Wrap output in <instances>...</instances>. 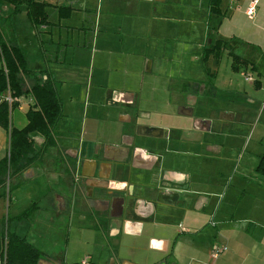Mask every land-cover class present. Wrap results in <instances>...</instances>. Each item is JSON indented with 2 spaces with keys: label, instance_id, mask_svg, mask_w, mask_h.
<instances>
[{
  "label": "rangeland",
  "instance_id": "rangeland-1",
  "mask_svg": "<svg viewBox=\"0 0 264 264\" xmlns=\"http://www.w3.org/2000/svg\"><path fill=\"white\" fill-rule=\"evenodd\" d=\"M45 2L44 11L50 18H54L55 7L48 5L53 3V0H45ZM22 6H20L21 13L24 12ZM11 7L9 6L10 11H12ZM10 11L2 10L0 4V36L4 32L7 38L13 35V30L18 35L25 32L24 28L29 30V26L23 22L28 23V20L13 16ZM2 38L7 41L5 37ZM139 38L140 36L138 41L135 40L136 45L133 46L135 49H140ZM74 40H79L82 45V33L75 32ZM166 41L160 34L152 32L150 35L149 44L154 48L156 45L159 53V60L153 62L152 70H147L146 62L137 61L134 55H124L123 60L114 58L115 67L111 70L103 68L98 70L96 65L91 63L92 46L90 49L88 46L75 47L71 45V41L69 45H65L64 41L61 45H44L52 65L57 49H59L58 58L63 61L62 64H58L63 69L61 74L63 80L56 78L54 81L62 103V116L54 125L53 133L62 147L67 146L64 147L65 158L63 160L58 154L56 148L59 146L49 148L42 161L35 164L40 171L36 177L30 178L29 173L25 175L26 179L22 176L18 177L19 185H16L11 193L6 189V194L0 195V231L5 218L9 216L11 230L20 236H26L29 242L43 252L42 257L48 256L57 264H80L82 260L87 259H90V264H117L124 259L143 264L146 258L149 264L213 263L214 259L211 257L213 248L226 245V242L218 234L219 224L216 230L208 223L209 212L206 214L202 210L195 215L194 212L189 211L187 215L175 217L155 214L143 220L138 235L127 234L123 231L119 219L108 218V210H97L93 205L95 203L90 205L92 198L87 197V191L83 193L80 189L74 190L69 177L63 173L65 164L75 165L77 157L71 156L72 150L77 152L81 148V156H85L88 148L121 142L135 129L136 124H164L168 118L171 123L181 121L189 126L190 118L176 113L178 103H175L174 97L177 96L182 98L183 104L192 102L197 115L212 120L210 132H202L206 136L205 143L208 149L225 145V150L221 148L216 155L211 148L212 153L207 152V159L211 156L214 158L218 156L217 159L227 156L230 160L225 164L233 167V164H236V157L232 154L238 155V151L255 157L262 153L264 150V62L259 59L262 51L253 48L247 50L249 46L247 43H237L233 50L242 57L257 62L256 66L261 71L259 78L257 71L249 66H241L238 70L232 69V56L227 50H220L218 57L214 56L213 52L206 53V57L204 50L190 45L188 47V44L178 41V35L173 36L168 43ZM98 48L96 44L93 52L96 50L95 60L98 59L99 62L101 54ZM150 52L152 54V50H149ZM162 54L174 57L167 60L168 57ZM30 59L40 62V54L35 53ZM126 63L129 66H126ZM78 65H84L88 69L83 72L77 69L81 68L77 67ZM67 68H75L76 74L71 73L68 77ZM126 68L136 69V72L128 76L124 72ZM206 69L213 73V76L216 75L217 80L210 81L216 85V88L211 90V93L192 90L199 85L198 79L203 78ZM245 75H249L251 81L246 80ZM204 78L207 79V76ZM256 80L259 81L258 84L256 83L258 86H254ZM122 81H127L136 90L135 94L134 91L132 92L134 99L129 107L119 103L114 104L111 96L115 90L105 89V86L110 84L119 86ZM184 85L190 87L186 96L180 95L178 90L175 93L171 92L176 88L182 89ZM191 96L196 100L190 98ZM21 100L27 103L28 97L22 96ZM26 108L24 105L22 110L19 111L18 108L14 110V127L21 128L26 124L28 110ZM124 111L131 114L132 123H123L119 120L120 114ZM145 113L149 115L146 116ZM137 140L143 142L149 138L137 136ZM229 143L231 146H228ZM244 146L246 149L242 150ZM57 154L58 158H56ZM207 162L209 159L203 167L204 179L215 174L214 171L218 170V166L220 168L219 160H210L209 166ZM36 169L31 170L33 174ZM49 169L51 171L47 172ZM252 173L254 178L264 182V175L255 171ZM152 174L139 169H132L127 173L130 187L135 191L130 194L131 202L138 190L144 191L147 188L142 185L143 179L146 180L145 177ZM139 176L141 178H138ZM112 177L117 178L116 174ZM34 202L39 206L34 214L22 219L16 218L24 208ZM130 214L135 216L132 207ZM214 220L217 223L216 214ZM152 238H162L167 247L163 250L150 248L149 242ZM230 250L229 245L225 253H231Z\"/></svg>",
  "mask_w": 264,
  "mask_h": 264
},
{
  "label": "crops",
  "instance_id": "crops-1",
  "mask_svg": "<svg viewBox=\"0 0 264 264\" xmlns=\"http://www.w3.org/2000/svg\"><path fill=\"white\" fill-rule=\"evenodd\" d=\"M38 1L46 3L45 0ZM251 1L252 0H221L219 12L213 13L209 10V0H53V3H49L48 5L55 7V17L50 18L45 11V23L43 22L36 26H34L26 16L25 4H20L15 7L13 4L0 2L2 5V10L10 11L9 6H12V11L10 12L13 14V16H19V18H22L23 20H28V23L23 20L21 21L29 26V30L24 28L23 31L25 32H21L20 35H18L17 32L13 30V35L9 38L6 37L4 32H2V36L7 39L8 43L15 44L21 49L25 57L26 69L37 72V77L40 79V82L50 81L53 86L56 78H58L60 81L63 80L61 75L63 69L60 67V65H58L62 64L63 61L58 58L59 49H57L53 60L54 65H52L51 59L48 58L47 50H45L44 45H61L62 41L65 42V45H69L71 41V45H74L75 47L84 48L88 46L90 49V46H92L90 54L91 63L94 64V66L96 65L98 70L102 68L111 70V68L115 67L113 59L119 58L123 60L125 59L124 55H134L133 57L136 58L137 61L142 60V62H146L148 65V68H146L147 70H152L154 65L153 62L155 60H159L157 46L155 45L154 48L149 44V39L152 32L162 35L163 39L167 40L166 43H168V41L173 36L178 35V41L188 44V47L190 45L191 47H195L199 50H205L206 48H211L214 45L220 44L219 46L222 51L227 50V53H232L234 52L233 50L237 43H247L249 45L246 48L247 50L253 48L257 49V51H262L261 58L259 59L260 61L263 60L264 62V0H257L254 15L252 18H249L245 13V9ZM20 6L24 7L23 13H21L22 10L20 9ZM175 9H178V11H175ZM170 22L172 23L170 24ZM77 31L78 33L81 32L83 35L82 45H80L79 40H74V33ZM78 35L79 34H77V36ZM138 36H140L139 41L141 45L140 49H135L133 46L136 45L135 40L137 39L138 41ZM13 37H15V40H13ZM96 44L98 45V51L101 54L99 55V62L98 59L97 61L95 60L96 50L93 52L94 46ZM149 50H152V54L151 52L149 53ZM185 50L187 51L186 48ZM35 53L40 54V62H34L32 59H30ZM257 53L260 55L259 52ZM162 55L168 57V55ZM170 57L174 56L169 55L167 60H170ZM245 59L248 61L250 68L251 66L255 67L254 69L257 71V75L260 78L261 71H259L256 66L257 62L247 58ZM208 62L209 61H207V63ZM204 64H206V62ZM126 66H129L128 63H126ZM77 67H81L77 69L83 72H86L88 69L84 65H78ZM76 72L77 70H75V68H70L66 71V75L70 77L71 73L76 74ZM124 72L126 75L131 76L136 72V69L133 70L130 68V70H128L126 68ZM206 76L207 79L204 78ZM22 77L24 90L30 89L35 82L34 75L23 74ZM210 77L214 80H212ZM216 80V75L213 76V73L206 69L203 78L198 79L199 85L196 86V89L192 90L211 93V90L216 88V85L210 81ZM248 81H251V79ZM256 82L258 83L259 81H254V86H256ZM189 88L190 87H188V85L187 87L184 85L182 89L176 88L173 90H171L169 87L171 92L174 91L175 93L178 90L179 94H183L184 96L188 93ZM105 89L115 90L111 96V100L114 104L119 103L127 107H129L130 103L133 102L134 94L136 92V90H134L135 88L127 81L120 82L119 86H113L110 84L105 86ZM122 92H133L134 94L132 93V100L127 102L114 101L113 96L119 99L120 95L117 93ZM7 94L10 95V93H6V95ZM57 95L59 97L58 92ZM23 96L28 97L27 103H24L21 100L22 96L12 98L18 101L19 104L16 108H18L19 111L23 109L24 105H26V109H28L29 106L34 103V99L30 93ZM177 97H174L175 103H178L177 105H185V103L183 104L182 102V98L180 96ZM15 109L11 111L10 115V126L12 127H14L13 112ZM144 115L147 116L149 114L145 113ZM119 120L123 123L133 122L132 116L128 111L122 112L120 114ZM170 123L171 122L168 121V118H166L165 123L160 125L166 128L170 127ZM54 125L51 128V136L53 137L54 144L47 146L44 149L41 158L25 168L22 173L13 180V182L18 183L19 185L20 181H17V178L22 176L23 179H26L25 175L27 173L30 174V178L36 177L40 171L39 167H35V164H37L39 161H42L49 148L59 146L56 148V150L64 160V147L67 146L62 147L59 144L57 137L53 133ZM211 126L212 124L210 125V129ZM209 130L201 132H198L199 130H192L191 132H188V136H185L186 131L184 132L183 130L182 133L183 137H195L196 139L202 137L205 142L206 136L203 135L202 132H210ZM179 131L180 130L177 132ZM131 133L129 135H131ZM31 135L35 141V147L41 148L44 142V137L36 132L32 133ZM158 139L159 141L149 138V141L151 140L154 143H160L161 147H152L149 148L146 153H141L142 159L138 162V165L148 166L151 165L150 162L155 159L154 157H157L150 169H143L142 166L135 164L137 162L134 163V160L131 164V167L128 163L125 164L124 167L118 168L123 169L121 174L125 180L123 183L126 182V179L129 180L127 173L132 169L146 171L148 174L153 173L154 170H157L158 172L164 170L168 171L170 175L175 177L181 176V174L177 172L180 169L184 172L187 170L192 172L194 170L193 174L191 175V179H195L198 182V187L195 188V191H191L190 195L188 196L187 205L189 206V210L185 215H187L189 211L194 212L195 215H198L202 210H204L206 214L209 212L208 223L215 227L216 230L220 227V232L218 231V234L220 237L225 239L226 245L223 246L227 247V249L221 252L217 257L212 256L214 251L213 248L211 257L214 260L211 264H264V182L258 178H254L252 173V171L257 172L255 170V166L258 162V157L260 154L255 157L251 154H245V152L238 151V155L232 154L233 157H236V164L234 163L233 167H229L227 164H225L230 160L227 159V156L226 158L220 159H217L218 156H216V158L212 156V158L208 157L209 162L210 160H219L220 168L218 166V170H215V174L210 175V178H203L202 180H199V176L196 172L197 170L194 169L197 164L192 150L193 143H189V145H187L188 147L185 148L187 153H185L184 157L180 159L177 156L178 154L174 153L173 151L175 148H172L166 140H161L162 138ZM232 139L235 140L233 137ZM228 146H231V143H229ZM8 147V131L0 125V159H2L7 154ZM101 147L102 145H99L98 148H88L86 150L85 156H81V148L78 149L77 152L72 150L70 152L71 156L74 157L76 155L77 157L75 165L69 166L65 159L67 164H65V167L63 168V173L66 175L67 169H70V171L75 169L76 171L80 172V175H92L96 171H98L99 174V172L102 170V164L98 163V161L94 159L93 150L97 149L99 155H101ZM236 147L240 149L239 146L236 145ZM211 148L214 149V153L216 155L221 148L225 150V145L223 147L216 146ZM211 148L208 149L207 147L206 155L204 158H202V175L203 171H205L203 167L206 165V160H208L207 152L212 153L210 150ZM229 149L230 148L228 147V150ZM241 149L245 150L246 146ZM231 151L232 150L230 149V152ZM66 152H68V149ZM58 154L56 155V158H58ZM209 162H207V166L210 165ZM33 168H37L35 174H33L31 171ZM103 168V170L107 171L108 175L112 172V170L109 169L112 168L109 162H107L106 166ZM50 171V169L47 170V172ZM115 174L117 176L116 179H118L117 181H119L120 173L115 172ZM110 175L112 178L114 173H111ZM138 178H141V176ZM116 179L114 180L116 181ZM146 184L147 182L144 180L142 185L147 187ZM100 192V190H94L92 195L87 194V197L92 198V201L90 200V202H88L90 205L95 203L93 205H95L97 210H108L109 212L110 196L112 194H110V196L108 195V199L106 200L99 198L101 197ZM2 193L6 194V189L4 190L3 188H0V194ZM118 194L122 195V193L118 191L114 193V195ZM137 194L138 196H141L144 201H152L156 195V188L151 189V187H147L144 191L138 190ZM107 201H109V203ZM34 204L37 208L32 214H34L39 209L38 204L36 202H34ZM130 205L131 202L129 200V205H126L122 219H128L126 226V229H128L127 231L136 232L139 230L140 233L141 227L143 226V222L141 223L140 221H143L144 219L139 220L136 213H134L135 216H132L130 214ZM93 211H96V209H93ZM215 214L217 223L214 220ZM108 218H110L109 214ZM122 219L119 220L121 222L122 229L125 232V222L122 223ZM145 219H147V217ZM137 223H140L139 227ZM218 224L219 227L217 228ZM3 225H5L4 222ZM125 233L131 235L139 234L128 232ZM153 241H156L157 245ZM151 243H155L158 248L162 243H164L165 247H167L166 242H164L162 238L151 239L149 244L150 248H152ZM229 245L231 247V253H225L228 250ZM157 250L162 249L159 248ZM232 250L234 251L232 252ZM42 255L43 252L41 251V259L39 264H57L56 261L50 259L48 256L42 257ZM201 258L205 259V257ZM132 261L133 260L131 259H124L122 262H118L117 264H136ZM160 262L162 263V261ZM143 264H149V260L146 258ZM156 264L160 263L158 262Z\"/></svg>",
  "mask_w": 264,
  "mask_h": 264
},
{
  "label": "trees",
  "instance_id": "trees-1",
  "mask_svg": "<svg viewBox=\"0 0 264 264\" xmlns=\"http://www.w3.org/2000/svg\"><path fill=\"white\" fill-rule=\"evenodd\" d=\"M0 2L13 4L15 7L25 4L26 16L34 26L45 23L44 2L38 0H0ZM220 2L221 0H209L210 12H219ZM219 45L206 48L204 50L205 56L207 57L208 53L213 52L214 56L218 57L221 50ZM229 54L233 60L232 69L238 70L241 66H249L248 61L242 56L234 52ZM251 68L254 69L255 67L251 66ZM23 74L34 75L35 82L28 90L23 88ZM6 93H10L12 98L30 93L34 99V103L29 106L26 112L27 123L21 128L10 126L11 111L18 106V101L13 99L10 103L5 100L0 102V125L9 134L7 154L0 159V188L5 190L7 187V191L10 193L18 185L13 180L30 164L39 160L47 146L54 144L51 128L60 118L62 109L60 99L52 83L50 81L40 82L37 72L26 69V61L21 49L15 44L8 43L0 36V95ZM34 132L44 137L41 148L35 147V141L31 135ZM258 158L255 170L264 175V150ZM0 195H5V193ZM36 208L33 203L22 210L16 218L29 217ZM9 219V216L5 218V225L0 231L1 264H39L40 249L29 242L25 236H20L11 230Z\"/></svg>",
  "mask_w": 264,
  "mask_h": 264
},
{
  "label": "flooded vegetation",
  "instance_id": "flooded-vegetation-1",
  "mask_svg": "<svg viewBox=\"0 0 264 264\" xmlns=\"http://www.w3.org/2000/svg\"><path fill=\"white\" fill-rule=\"evenodd\" d=\"M199 92V91H198ZM186 96V95H185ZM190 98H196L194 96H191ZM189 104V105H188ZM191 104V105H190ZM181 105V104H180ZM176 106V113L178 106ZM193 104L191 102L186 103L185 102V107H192V114L191 115H181L190 118L191 120V125L189 124L186 125L185 122L181 121H173L170 123V127H163L162 125L156 123V124H150L148 126H154V127H162L163 131H161L159 134H161L162 138L161 140H166L173 149L174 153H177L178 158L182 159L184 157V154L187 153L186 147L189 145V143H193V153L196 158V167L194 168L197 170V175L199 176L198 179L202 180L203 175H202V158L205 157L206 155V143L202 139V137L196 139L195 137H183L182 131H186L185 136H188V132H191L192 130H199L196 129L195 126L200 125L198 123V120H204L208 119L205 117H201L197 115L194 111V107L192 106ZM196 114V115H195ZM212 124V120L209 119ZM210 124V125H211ZM180 130L179 132H177ZM205 131V130H199L198 132ZM132 138L129 140L132 142V145L129 146L130 149L132 150L135 147H141L145 149L146 151L149 148L155 147V148H160L161 144L160 143H154L151 140L149 141H144L143 143H140L139 140H137V135H136V128L134 131L131 133ZM152 139H155L159 141L157 137H149ZM194 139V140H193ZM110 146H123L125 145L122 144L121 142H116V143H109L102 145L101 147V155H99L97 149L93 150V157L95 160L98 161V163L102 164V170L99 172L96 171L92 175H80L78 171L75 169H67L66 175L69 177V181L71 183L72 188L75 190L80 189L81 192L87 191V194L92 195L94 190H100L101 197L100 199H108L107 196L112 194L110 196V204L111 200L113 197H116L117 195H114L116 192L115 190L111 189L107 183L115 181L114 179L116 178H111V173L118 172L122 174L123 169H118L120 167H124L125 164L130 165L132 164V160L130 156L125 157V153H127L125 150L120 149H110ZM183 154V156H182ZM92 157V158H93ZM111 159H121L119 162H115ZM142 156L141 154H136L135 155V162L141 161ZM109 162L110 165L112 166L111 170L112 172L108 175L106 170H103L106 166V163ZM153 169V168H152ZM178 173L181 174L180 177H175L173 175H170L168 171L162 170L161 172H158L157 170H154L153 174L151 176H146V186L151 187V189L156 188V195L154 196V200L152 201H144V199L141 198V196H134L133 202H131V207L134 210V213H136L137 217L139 220L145 219L146 217L148 218L149 216H154L155 214H161L164 216H170V217H175V216H180V215H185L186 212L189 210L188 204V196L190 195L191 191H195V188L198 187V182L195 179H191V175L193 174L194 170L192 172L187 171H182L181 169L177 171ZM107 174V175H106ZM123 175H121L122 177ZM119 179V181L124 182V178L122 177ZM197 179V180H198ZM118 179H116L117 181ZM126 184L125 185H120L119 187L122 188L121 194H118V196H123L124 195V205H129V197L130 194L134 193L135 191H132L130 187V183L128 182V179H126ZM133 188V187H132ZM142 207V208H141ZM140 208V210H139ZM150 212V214H149ZM109 214V212H108ZM148 215V216H147ZM110 216V215H109ZM112 218V217H110ZM123 218V217H122ZM115 219V218H113ZM128 221V219H122V223ZM141 223L143 221H140ZM153 239V238H152ZM151 241V240H150ZM150 244V242H149ZM160 249H164L165 245L162 243L159 245Z\"/></svg>",
  "mask_w": 264,
  "mask_h": 264
},
{
  "label": "water",
  "instance_id": "water-1",
  "mask_svg": "<svg viewBox=\"0 0 264 264\" xmlns=\"http://www.w3.org/2000/svg\"><path fill=\"white\" fill-rule=\"evenodd\" d=\"M118 95H120V98L118 99L117 97L113 96V99L114 101H117V102H127V101H131L132 100V96L133 94L132 93H117ZM129 97V98H127ZM177 112L178 114H181V115H191L192 114V107H185L184 105H180L178 106L177 108ZM198 123L200 125H197L195 126L196 129H199V130H209L210 129V124H211V121L209 119H204V120H198ZM136 135L137 136H148V137H161V134H159L161 131H163L162 128L160 127H154V126H146V125H136ZM125 139H123L122 141V144L125 145V147L123 146H110V149H117V150H120V149H123L125 150L127 153H125V157L127 156H130L131 157V160L133 161L134 160V163H135V155L136 154H141V153H146V150L141 148V147H135L133 148L132 150L130 149L129 146L132 145V142H130L129 140L132 138L131 135H126L124 137ZM155 159L157 157H154ZM154 160H152L151 165H138V163H135L137 164L138 166H142L143 169H150V167H152V164L154 163ZM113 161L115 162H119L121 161V159H113ZM133 163V165H134ZM111 169V168H109ZM109 185V187L115 191H121L122 188H120L119 186L120 185H125V183L123 182H120V181H112V182H109L107 183ZM124 195L123 196H116V197H113L112 200H111V204H110V210H109V215L110 217L112 218H115V219H122L123 215H124V209L126 208L125 205H124ZM127 221L125 222L124 226H125V232H128V233H139V230H137L136 232H132V231H127L128 229H126V226H127ZM138 224V227L140 226V223H137ZM139 229V228H138ZM130 230V229H129ZM156 243V241H153ZM155 243H151V247L152 248H157L159 249Z\"/></svg>",
  "mask_w": 264,
  "mask_h": 264
},
{
  "label": "built area",
  "instance_id": "built-area-1",
  "mask_svg": "<svg viewBox=\"0 0 264 264\" xmlns=\"http://www.w3.org/2000/svg\"><path fill=\"white\" fill-rule=\"evenodd\" d=\"M256 3H257V0H252L250 2V4L247 6V8L245 9V13H246L247 17H249V18L253 17ZM245 79L249 80L251 78L249 76H245ZM3 100L8 101L10 103V102H12L13 99H12V97L10 95L4 94V95H0V102H2ZM6 189H7V187H6ZM226 249H227L226 246H221V247L214 248L212 256L213 257H217L221 252L225 251ZM90 263H91L90 259L82 260L80 262V264H90ZM0 264H1V262H0Z\"/></svg>",
  "mask_w": 264,
  "mask_h": 264
}]
</instances>
